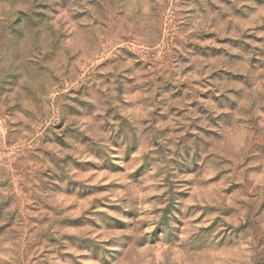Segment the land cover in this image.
Returning <instances> with one entry per match:
<instances>
[{"label": "rangeland", "instance_id": "1", "mask_svg": "<svg viewBox=\"0 0 264 264\" xmlns=\"http://www.w3.org/2000/svg\"><path fill=\"white\" fill-rule=\"evenodd\" d=\"M0 264H264V0H0Z\"/></svg>", "mask_w": 264, "mask_h": 264}]
</instances>
